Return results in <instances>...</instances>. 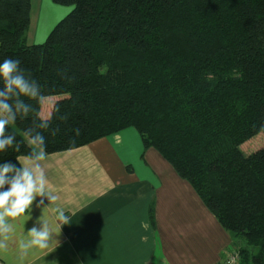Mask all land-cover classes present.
Wrapping results in <instances>:
<instances>
[{"label": "trees", "instance_id": "obj_1", "mask_svg": "<svg viewBox=\"0 0 264 264\" xmlns=\"http://www.w3.org/2000/svg\"><path fill=\"white\" fill-rule=\"evenodd\" d=\"M50 1L71 9L29 44L31 0H0V61L42 93L19 98L31 108L6 126L0 164L22 168L37 135L49 155L133 128L230 234L237 264H264V145L241 151L264 137V0Z\"/></svg>", "mask_w": 264, "mask_h": 264}, {"label": "crops", "instance_id": "obj_2", "mask_svg": "<svg viewBox=\"0 0 264 264\" xmlns=\"http://www.w3.org/2000/svg\"><path fill=\"white\" fill-rule=\"evenodd\" d=\"M59 7L31 0L37 41L30 44H38L65 13ZM19 163L29 169L39 163L46 187L57 196L55 202L34 201L25 231L42 227V208L52 218L57 210L70 217L59 245L30 254L27 264H219L228 252L230 234L159 152L143 148L133 128ZM40 199L44 204L37 207ZM9 222L16 238L18 225Z\"/></svg>", "mask_w": 264, "mask_h": 264}, {"label": "clouds", "instance_id": "obj_3", "mask_svg": "<svg viewBox=\"0 0 264 264\" xmlns=\"http://www.w3.org/2000/svg\"><path fill=\"white\" fill-rule=\"evenodd\" d=\"M0 152L12 145L13 136H5V128L16 120V112L27 115L31 106L23 103L19 98L26 97L30 100L42 98V93L37 87L31 73L21 67V62L16 59H4L0 61ZM15 97L16 103L10 104V98ZM15 108V111L13 110ZM41 127L47 128V122H42ZM33 144H39L38 151L31 157L34 161H42L46 157L43 136L32 138ZM9 174H13L11 179ZM47 181L39 163L32 169L17 168L14 165L0 164V264H27V257L40 250H48L53 244L59 245L58 237L69 222V214L63 210H57L54 218L47 214L46 208H42V214L38 222L42 227H32L25 231V225L31 219V207L37 198L46 197L55 202L57 196L46 187ZM7 188L5 189V186ZM44 200L40 199L37 207H41ZM18 225L16 238L9 220ZM57 237L53 241V237Z\"/></svg>", "mask_w": 264, "mask_h": 264}, {"label": "rangeland", "instance_id": "obj_4", "mask_svg": "<svg viewBox=\"0 0 264 264\" xmlns=\"http://www.w3.org/2000/svg\"><path fill=\"white\" fill-rule=\"evenodd\" d=\"M59 8H60V13H63L64 10H65V13L63 14L64 16L62 15L58 18L57 22H59L62 18H64L65 15L71 9V8L61 7V6ZM66 9H68L67 13H66ZM56 23H54V24H53V22L51 23V25H52L51 28L48 30V32H46L47 33L46 35H44V34H43L44 36L42 35V40L38 43H42L45 40V38L47 37L49 32L53 29V27L56 25ZM35 26H36V23H34V16H33L32 23L29 26L28 31L26 32L27 42L29 44L33 43V41H34V43L37 41L36 40L37 38L33 37ZM58 99H60V97H48V98L44 99L43 108H42V116H46L49 113L52 104ZM263 145H264L263 135L257 134L256 136H254L253 138L249 139L248 141H246L245 143H243L241 145V151L243 152V154L247 155V154H250V153L258 150Z\"/></svg>", "mask_w": 264, "mask_h": 264}, {"label": "built area", "instance_id": "obj_5", "mask_svg": "<svg viewBox=\"0 0 264 264\" xmlns=\"http://www.w3.org/2000/svg\"><path fill=\"white\" fill-rule=\"evenodd\" d=\"M237 262H238L237 253L233 249L229 248L228 252L224 254L219 264H237Z\"/></svg>", "mask_w": 264, "mask_h": 264}]
</instances>
